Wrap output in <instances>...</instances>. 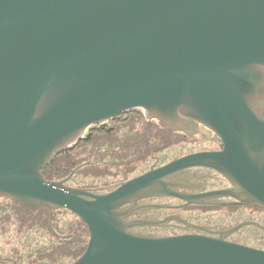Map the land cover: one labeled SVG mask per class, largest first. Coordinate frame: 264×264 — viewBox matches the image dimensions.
Returning <instances> with one entry per match:
<instances>
[{"label": "water", "instance_id": "1", "mask_svg": "<svg viewBox=\"0 0 264 264\" xmlns=\"http://www.w3.org/2000/svg\"><path fill=\"white\" fill-rule=\"evenodd\" d=\"M135 110L174 132L203 125L223 150L174 159L108 194L45 179L91 127ZM263 111L264 0H0V198L79 218L89 241L72 264H264V250L228 240L245 227L264 231L255 222L217 237L129 233L189 227L179 216L125 222L168 208L138 206L153 197L189 206L229 196L235 202L220 205L264 210ZM200 167L235 188L178 193L189 184L173 176Z\"/></svg>", "mask_w": 264, "mask_h": 264}, {"label": "trees", "instance_id": "2", "mask_svg": "<svg viewBox=\"0 0 264 264\" xmlns=\"http://www.w3.org/2000/svg\"><path fill=\"white\" fill-rule=\"evenodd\" d=\"M186 147L181 135L163 128L157 120L149 122L135 110L109 125L91 128L83 140L55 157L42 173L48 182H62L82 166L70 187L101 188L126 182L144 172L156 157L166 162L174 154L185 152ZM250 209L264 212L253 206ZM12 228L20 242L12 249V264H72L85 252L89 241L87 226L67 210L55 211L50 220L45 212L37 213L6 200L0 205V240L11 242L6 235ZM251 229L252 241L259 234L264 236L258 229ZM2 255L5 259L7 253Z\"/></svg>", "mask_w": 264, "mask_h": 264}, {"label": "flooded vegetation", "instance_id": "3", "mask_svg": "<svg viewBox=\"0 0 264 264\" xmlns=\"http://www.w3.org/2000/svg\"><path fill=\"white\" fill-rule=\"evenodd\" d=\"M263 117H264V111H263ZM151 121H155V120H151ZM192 130H193L192 134H187L183 132H175L176 134H179L183 137L184 143H187V147H186L187 149L185 150V152L174 154L166 162H161L160 159L156 157L155 158L156 160L151 162L149 167H147L146 170H144V172L132 177L128 181L149 172L152 168L158 169L168 164L169 162L173 161L174 159H178L181 157H185V156L197 154V153L221 152L223 150V144L221 140L213 132L205 128L203 125L194 123ZM189 146H192V148L188 150ZM81 168L82 166L79 167L77 170L79 171ZM77 170H75V172L73 173V175L70 176V179L67 182H65L66 180L62 181V182H65L66 186L70 187V184H73L72 179L73 177H76V174L78 173ZM173 179H177L178 181H186V182L188 181L189 187H180L177 190L178 193L188 194V195H196V196L203 195L204 196L210 193L228 191L231 189L233 190L235 188L233 184L230 183L221 174L209 168L200 167V168H192L186 171H182L176 174L175 176H173ZM123 183L125 182H120V183L106 185V186L104 185V186H99L101 188H91V189H85V190L92 191L97 194H108L114 191L115 189H117ZM4 199L5 201L9 200L8 198H0V200H4ZM203 201H204V204L202 205L185 206L186 202L180 199L173 198V197H153V198L143 199L137 203L139 207L141 206L143 207L144 206L146 207L148 206L149 207L150 206H167L168 208L141 210V211H138V213L135 214L134 216L126 219L125 222L130 223V222H135V221H140V220L162 221L167 217L179 216L183 220H186L190 226L204 227L207 229L208 232H211L210 234L205 233L204 231L194 229L193 227H190V226L186 227L178 222H170V223L165 224L163 227H158V228L134 227L129 230V233L135 234V235L155 236L156 234L158 236H163V237L186 235V234L209 235V236L217 237L218 235H216V233L227 231L228 229L235 227L240 223L255 222V221H249V220L243 221L244 218H247L245 213L247 212V210L250 209V206L220 205V204H228V203L235 202V200L229 196L206 198ZM2 203H0V205H2ZM128 207L129 206H126L124 207V209H127ZM228 207L229 208L231 207V208L228 209ZM231 209H235V211H232L230 215L227 217H235L239 221H243L231 227H226L220 223L219 224L217 223V222H221V219L225 218V216H223V218L216 217L212 219L213 221L216 220L213 223V221L207 218L208 216L211 218L210 215L207 214L202 217L199 214L203 212L208 213V212L219 211V210L230 211ZM32 211H35L37 213L45 212L50 217L49 212H46V211L39 212L36 210H32ZM54 212H53V216H54ZM53 216H52V219H53ZM256 218L257 219H255L256 220L255 223H258L260 226L264 227L262 225L264 223V212L259 213V216ZM253 228H256L262 233H264V231L261 230L260 228H257V227H253ZM246 229H251V227H245L241 229L238 233H235L229 239L231 238L233 239L234 236L237 237L239 234H241ZM2 244H5V245L2 246ZM8 244H11V242H8L6 240H4L3 242L0 241V264H12L11 255H12L13 250L11 246L7 248ZM263 245L264 244H262V246ZM4 253H7V255H5V259H2L1 256H3L2 254Z\"/></svg>", "mask_w": 264, "mask_h": 264}, {"label": "rangeland", "instance_id": "4", "mask_svg": "<svg viewBox=\"0 0 264 264\" xmlns=\"http://www.w3.org/2000/svg\"><path fill=\"white\" fill-rule=\"evenodd\" d=\"M106 125H109V123L106 124ZM94 127H98V126H93L91 128H94ZM191 148H192V146H189L188 150L191 149ZM104 183H105V181H101V184H104ZM2 202L5 203L6 202L5 199L4 200H0V203H2ZM232 211H235V209H231L230 211H228V210H219V211H212V212H208V213L207 212H203V213H199V214L202 217L204 215H207V214L210 215L211 218L209 216L207 218H209L211 221H213L212 219H214L216 217L223 218V216H225V218L221 219V222H217V223L218 224L220 223V224H222L223 226H226V227L234 226V225L238 224L239 222H243L245 220L246 221L249 220V221H255L256 222L255 219H257L256 217L259 216L258 213H254L252 209H249L245 213L247 218H244V220L242 219L243 221H239L235 217H227V216L230 215V213ZM66 219H69V218H66ZM214 221H216V220H214ZM214 221H213V223H214ZM250 231H252V229H246L241 234H239L237 237L234 236L233 239L231 238V239H228V240L231 241V242H234V243H239V244L243 243L246 246L264 250V245L262 246V244H257V243L254 242L256 240H257V242H259V241L264 242V236L259 234L258 237H256L255 240L252 241V239H251L252 232H250ZM167 235H169V234H167ZM6 236H8L7 239H11V244H8L7 248H9L11 246L12 249H13L14 246H16L17 244H20V242H19V240H18L13 228H12V231H10V233L7 234ZM155 236H158V235L155 234ZM247 238H249V239L244 243L242 240H245ZM0 241L3 242V240H0ZM4 245L5 244H2V246H4Z\"/></svg>", "mask_w": 264, "mask_h": 264}]
</instances>
